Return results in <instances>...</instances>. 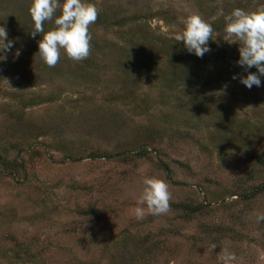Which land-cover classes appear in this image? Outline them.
Segmentation results:
<instances>
[{
  "label": "rangeland",
  "instance_id": "rangeland-1",
  "mask_svg": "<svg viewBox=\"0 0 264 264\" xmlns=\"http://www.w3.org/2000/svg\"><path fill=\"white\" fill-rule=\"evenodd\" d=\"M91 2L110 15L148 17L146 32L174 41L190 14L216 22L220 31L213 39L225 61L210 69L221 84L212 81L213 94L199 98L196 112L189 110L177 119L185 128L163 131L162 114L169 112L167 103L173 106V97L162 99L155 79L132 73L126 57L131 51L120 48L125 28L103 33L91 24L88 57L74 61L62 50L58 63L49 67L36 55L38 43L22 27L31 0H0V26L15 41L0 63V144L31 146L39 154L19 156L16 146L6 156L12 163L0 165V264H222L225 248L235 253L233 264H264V222L257 223V215L264 213V193L246 200L230 197V187L244 174L251 156L264 151V77L260 87L251 89L232 79L247 73L230 59L240 42L228 36L224 22L234 8L251 12L264 0ZM86 60L92 64L89 69H77ZM128 76L139 78L133 85L136 107L128 100L106 103L115 100ZM50 95H55L51 104L21 107ZM177 99L186 102L182 94ZM146 106L150 112L142 115ZM148 127L162 138L166 156L160 159L171 166V180L151 153L138 164L64 161L65 154L128 150L146 141ZM14 161L22 168L12 178L8 173ZM154 175L168 184L170 205L203 207V213L187 221L170 208L138 220L133 209L143 180ZM257 179L254 187L264 182V173ZM89 208L92 214H81Z\"/></svg>",
  "mask_w": 264,
  "mask_h": 264
},
{
  "label": "trees",
  "instance_id": "trees-1",
  "mask_svg": "<svg viewBox=\"0 0 264 264\" xmlns=\"http://www.w3.org/2000/svg\"><path fill=\"white\" fill-rule=\"evenodd\" d=\"M26 15L25 24H23V30L29 36L31 40H34L38 43L41 39L39 34L35 38L32 37L31 32L33 31V22L30 17L29 10ZM59 9L57 14H59ZM163 16V15H162ZM146 19L145 21H142ZM152 19V17L150 18ZM149 21L148 17L140 16L139 14L134 15H124L123 13H114L113 15L108 14V12L100 11L98 12V18L95 21V28L100 29L104 32H110L111 30H123L124 37L123 42L120 45L121 50H129V53L126 57L129 60L127 65H131L132 73L137 75L141 74L148 76V78H153L158 83V88L162 91V99L172 98L173 97V106L170 107V104L167 103L166 107L169 109L168 113L162 114L163 119L161 120L162 126H164L163 131H179L181 128H185V124L179 125L176 123L177 119L184 117L183 114L189 110L196 112L195 108L198 106V100L200 97L210 96L213 93L212 86L210 85L212 81L216 86H220V82L213 77V73L210 69V66H216L218 63H223L225 61L222 55V52L218 50L216 43H214L213 35L216 32L220 31V28L217 26L216 22L211 23L213 27V33L209 39L208 46L211 49L206 53L202 58H198L194 54H190L184 47L182 41H174L172 39H167L164 37L152 36L149 32L144 30V27L147 26ZM142 25V26H141ZM51 22L45 24V31L50 30ZM184 25H181V31L183 30ZM233 62L237 63L239 60V52H234L230 57ZM92 64H88V61H82L80 66L77 69L88 70ZM223 69L226 67L223 65ZM255 67L249 69L253 70ZM85 72V71H84ZM138 77H127V81L121 83L120 89L114 93L116 97L114 101L105 100L106 103L117 104L122 101H129V104L133 105V108L136 107L137 100L135 99L136 90L133 85H136L138 82ZM204 88H208L209 92H206ZM182 94L186 98L184 105L182 102L177 99V96ZM55 95H50L49 99H41L38 102L34 100L26 101L21 105L23 109H28L33 106H38L43 103H53ZM176 100V101H175ZM181 102V103H180ZM142 115H147L150 112L149 106H146L142 111ZM178 114L174 118L176 114ZM218 113V110L215 111ZM170 114H174L172 117ZM196 116V113L193 114V117ZM171 117V118H170ZM147 136L145 137V142L140 145H135L134 147L128 150H122L119 152H111L106 150H90L87 153L83 152L77 156H71L65 154V160L80 161L83 159H89L92 161H106L113 162L118 161L121 163H135L138 164L142 160H148L150 153L156 155L157 157V168L171 180L172 168L169 166L166 161L160 159L163 156H166L162 152L160 141L162 138L159 136L153 135L151 129H144ZM138 144V143H137ZM17 145L12 143H2L0 144V165H8L9 161H6V156L9 151L16 148ZM18 155L29 154L39 156L38 152L34 150L31 146L29 147H20L17 146ZM49 149L56 150V145L49 144ZM18 157V156H17ZM250 164L246 166V170L243 175H240L235 183L230 187L232 192L230 197H235L236 199L246 200L249 198H255L257 195L264 193V182L260 183L258 186L254 187V183L258 180L257 177L261 173H264V151L261 153H254L249 159ZM9 169L10 173L8 176L15 178L17 174L21 172L22 163L14 161ZM63 162V161H62ZM174 164L182 169H187L186 165L178 161H174ZM0 174H4L3 169L0 168ZM86 190V188L84 189ZM89 192L90 189L88 188ZM170 208L175 212L181 214V218L191 221L194 216L200 215L203 213V207H191L187 204H171ZM93 209L89 208L85 211H82V215L92 214Z\"/></svg>",
  "mask_w": 264,
  "mask_h": 264
},
{
  "label": "clouds",
  "instance_id": "clouds-1",
  "mask_svg": "<svg viewBox=\"0 0 264 264\" xmlns=\"http://www.w3.org/2000/svg\"><path fill=\"white\" fill-rule=\"evenodd\" d=\"M59 14H57V10ZM98 8L91 0H31L29 13L33 22V38L41 36L38 41V53L41 60L49 67L55 66L60 60L61 51L74 61L86 59L90 52L92 36L89 26L98 18ZM51 22V28L45 31V24ZM225 32L240 42L238 48V66L247 73L246 76L234 75L232 79L246 88L261 86L264 77V5L254 11L234 8L224 16ZM183 30L176 35L177 41H182L185 49L198 58H202L211 49L208 46L213 33V27L198 13L188 15L183 19ZM15 41L8 39L5 26H0V63L7 60ZM15 57L20 51L16 50ZM255 67L256 72L248 70ZM171 195L168 184L157 176L143 180V190L138 206L133 214L142 220L146 213L153 216L166 214L170 210ZM264 222V213L257 215V223ZM216 249L213 244L210 252ZM222 264H233L235 253L227 248L220 253Z\"/></svg>",
  "mask_w": 264,
  "mask_h": 264
}]
</instances>
